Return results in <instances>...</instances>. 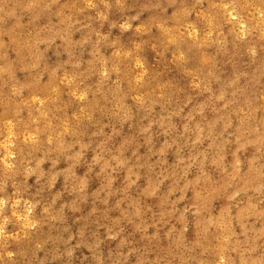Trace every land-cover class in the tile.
Listing matches in <instances>:
<instances>
[{"label":"rangeland","instance_id":"1","mask_svg":"<svg viewBox=\"0 0 264 264\" xmlns=\"http://www.w3.org/2000/svg\"><path fill=\"white\" fill-rule=\"evenodd\" d=\"M0 9V264H264V0Z\"/></svg>","mask_w":264,"mask_h":264},{"label":"bare ground","instance_id":"2","mask_svg":"<svg viewBox=\"0 0 264 264\" xmlns=\"http://www.w3.org/2000/svg\"><path fill=\"white\" fill-rule=\"evenodd\" d=\"M35 1V0H34ZM91 1V0H90ZM45 6V5H44ZM108 6V5H107ZM14 8V7H13ZM220 8V7H219ZM4 9V8H3ZM12 9V8H11ZM20 9V8H19ZM1 10V9H0ZM5 12V11H4ZM6 13V12H5ZM3 14V13H2ZM72 14V13H71ZM91 14H93V13H91ZM76 15V14H75ZM98 16H99V14H98ZM75 18H76V16H75ZM95 19V18H94ZM33 20V19H32ZM262 21V20H261ZM67 22V21H66ZM1 24V23H0ZM64 25V24H63ZM59 27V26H58ZM35 28H37L36 26H35ZM14 33V32H13ZM48 33V32H47ZM64 33V32H63ZM22 35V34H21ZM237 35V34H236ZM3 36V35H2ZM28 36H29V34H28ZM27 36V37H28ZM197 36V35H196ZM14 37V36H13ZM33 37V36H32ZM43 37V36H42ZM41 37V38H42ZM57 37V36H56ZM183 37V36H182ZM3 38V37H2ZM12 38V37H11ZM15 38V37H14ZM20 38V37H19ZM13 39V38H12ZM32 39V38H31ZM33 40V39H32ZM71 40V39H70ZM64 42V41H63ZM2 43V42H1ZM7 45V44H6ZM65 45V44H64ZM72 45V44H71ZM4 48V47H3ZM14 48V47H13ZM67 49V48H66ZM71 49V48H70ZM16 51V50H15ZM5 53V52H4ZM23 53V52H22ZM118 53V52H117ZM16 54V53H15ZM128 58V57H127ZM108 59V58H107ZM17 60H18V58H17ZM109 60V59H108ZM130 60V59H129ZM22 61V60H21ZM21 61H19V62H21ZM27 61V60H26ZM195 61V60H194ZM31 62V61H30ZM97 68V67H96ZM90 69V68H89ZM47 70V69H46ZM13 72V71H12ZM13 75H14V73H13ZM248 75V74H247ZM29 77V76H28ZM30 78V77H29ZM104 81V80H103ZM2 82V81H1ZM102 82V81H101ZM18 84V83H17ZM16 84V85H17ZM26 83H24V85H25ZM40 85V84H39ZM102 85V84H101ZM29 87V86H28ZM16 88V87H15ZM28 89V88H27ZM130 90V89H129ZM123 95V94H122ZM120 104V103H119ZM30 105V104H29ZM121 105V104H120ZM253 105V104H252ZM9 112V111H8ZM40 125V124H39ZM24 126V125H23ZM33 126V125H32ZM22 127V126H21ZM24 128V127H23ZM45 128H46V126H45ZM203 176V175H202ZM199 180V179H198Z\"/></svg>","mask_w":264,"mask_h":264}]
</instances>
